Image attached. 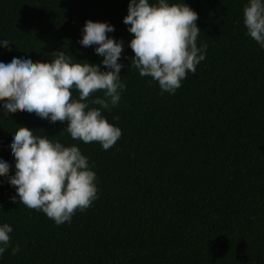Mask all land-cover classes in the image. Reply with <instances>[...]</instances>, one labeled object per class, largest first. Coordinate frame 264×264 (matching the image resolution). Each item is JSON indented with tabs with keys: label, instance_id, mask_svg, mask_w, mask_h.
Wrapping results in <instances>:
<instances>
[{
	"label": "trees",
	"instance_id": "1",
	"mask_svg": "<svg viewBox=\"0 0 264 264\" xmlns=\"http://www.w3.org/2000/svg\"><path fill=\"white\" fill-rule=\"evenodd\" d=\"M184 2L198 13L197 46L207 47L169 94L131 66L129 0H0V39L11 41L0 61L29 54L49 62L63 50L73 63L99 64L95 46L77 43L90 19L115 26L108 35L123 39L126 66L118 105L102 110L121 129L108 150L73 140L67 120L0 110V157L10 163L0 176V224L13 229L0 264H264V49L243 23L248 0ZM96 96L103 91L88 100ZM71 99H79L75 89ZM18 126L88 157L97 199L70 223L10 200L9 141Z\"/></svg>",
	"mask_w": 264,
	"mask_h": 264
},
{
	"label": "clouds",
	"instance_id": "2",
	"mask_svg": "<svg viewBox=\"0 0 264 264\" xmlns=\"http://www.w3.org/2000/svg\"><path fill=\"white\" fill-rule=\"evenodd\" d=\"M243 16L247 34L264 49V0H248ZM197 19L198 13L184 0L172 4L168 0L153 4L129 0L123 23L133 34L128 42L134 52L131 66L140 76L157 81L161 93L174 94L186 74L194 73L205 59L207 46L196 43L201 31ZM114 31L115 26L107 21L89 19L82 27L77 43L85 48L95 46L94 52L102 57L99 64L73 63L63 50L54 51L49 62L34 61L29 54L13 56L8 63L0 61V110L10 114L19 108L50 123L67 120L65 129L73 140L99 142L108 150L121 137V129L109 123L102 110L117 106L125 89L120 75L126 67L121 61L124 41L108 35ZM10 42L0 39V47L11 51ZM73 89L79 99H71ZM98 91H103V96L89 101ZM89 103L99 107H89ZM33 132L26 126L11 132L15 172L7 176V182L15 187V195L10 200L19 198L56 225L70 223L76 210L83 212L97 199L96 173L77 145L64 146ZM9 169V161L0 157V176ZM12 231L8 223L0 224V256L9 246ZM18 251L16 245L11 254Z\"/></svg>",
	"mask_w": 264,
	"mask_h": 264
}]
</instances>
